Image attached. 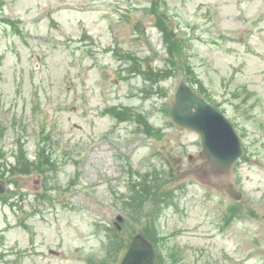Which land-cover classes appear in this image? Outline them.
Instances as JSON below:
<instances>
[{"label": "rangeland", "instance_id": "obj_1", "mask_svg": "<svg viewBox=\"0 0 264 264\" xmlns=\"http://www.w3.org/2000/svg\"><path fill=\"white\" fill-rule=\"evenodd\" d=\"M181 80L240 135L229 172ZM1 174L0 264H119L139 231L161 264H264V0H0Z\"/></svg>", "mask_w": 264, "mask_h": 264}, {"label": "water", "instance_id": "obj_2", "mask_svg": "<svg viewBox=\"0 0 264 264\" xmlns=\"http://www.w3.org/2000/svg\"><path fill=\"white\" fill-rule=\"evenodd\" d=\"M170 113L177 124L200 134L201 156L208 159L217 172H228L243 155L240 137L230 120L185 81L178 84ZM5 190L6 183L0 180V193ZM228 191L234 198H242V193L234 186H229ZM118 218L123 220L121 216ZM155 260L152 242L137 233L120 264H156Z\"/></svg>", "mask_w": 264, "mask_h": 264}, {"label": "trees", "instance_id": "obj_3", "mask_svg": "<svg viewBox=\"0 0 264 264\" xmlns=\"http://www.w3.org/2000/svg\"><path fill=\"white\" fill-rule=\"evenodd\" d=\"M194 69V68H193ZM20 164L18 165V166H16V167H20L21 166V162H19ZM27 167H26V169L23 171V172H32L33 170H34V168H30V163L29 164H27L26 165ZM16 167H14L13 169H15ZM0 176H3V174H1ZM116 232L118 233V234H123V233H120L119 231H117L116 230ZM146 235L149 237V235L146 233ZM150 238V237H149ZM151 239V238H150ZM152 240V239H151ZM153 242H154V240H152ZM163 258V257H162ZM157 263H160V260H159V258H158V261H157ZM161 264V263H160Z\"/></svg>", "mask_w": 264, "mask_h": 264}]
</instances>
